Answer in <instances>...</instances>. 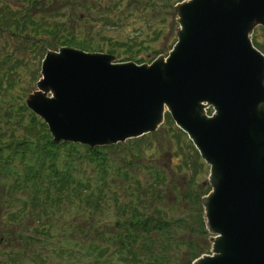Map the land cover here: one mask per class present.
Segmentation results:
<instances>
[{
    "label": "water",
    "instance_id": "obj_1",
    "mask_svg": "<svg viewBox=\"0 0 264 264\" xmlns=\"http://www.w3.org/2000/svg\"><path fill=\"white\" fill-rule=\"evenodd\" d=\"M174 13L177 42L149 64L48 51L26 105L55 144L88 147L152 132L168 110L210 165L213 254L192 264H264V56L249 35L264 26V0L181 1Z\"/></svg>",
    "mask_w": 264,
    "mask_h": 264
},
{
    "label": "rangeland",
    "instance_id": "obj_2",
    "mask_svg": "<svg viewBox=\"0 0 264 264\" xmlns=\"http://www.w3.org/2000/svg\"><path fill=\"white\" fill-rule=\"evenodd\" d=\"M82 1L89 2L96 20L104 15H114L110 7L116 0H103L102 7L99 5V0H77L74 4L72 0H47L44 11L48 23L45 27L47 30L54 29L55 32L51 35L47 32L40 35L45 39V45L39 43L38 38V41H34L36 37L32 39L31 31L16 36L10 35L9 31H0V113L3 100L19 95L24 89L28 93L36 88L35 83L40 77L41 56H44L45 48L52 51L61 47V44L68 46L64 38L65 34L71 31L68 28H72L73 25L81 27L82 35L91 34L93 42L100 43L106 48L118 49L119 52H122L120 47L124 49L125 55L117 58L118 60L130 59L149 63L159 55L165 57L177 39L174 33L175 17L169 26L168 34L157 33L156 27L160 22L158 15L163 13V7L157 5V9H153L152 0H137L139 4L135 11L136 21L132 26L118 19H109L104 24L98 21L85 25L84 18L88 16L80 6ZM0 3V6L5 7L13 15L18 13L15 9L26 7L28 4L27 0H0ZM38 15L36 14V17ZM0 23V26H5L4 17H1ZM140 25L148 29L150 35L145 37L138 35V32H141ZM255 32V40L264 48V28L258 26ZM119 34L130 35L121 40ZM123 41L125 43H122ZM7 80L11 87L7 84ZM107 153L108 165H110L107 174H100L99 170L90 165L82 170L80 167L75 170V175L79 177L84 173L98 183L101 182L99 181L101 177L106 181L104 190L98 195L100 203L97 208H92L93 204L90 203L99 199L84 198L87 194L94 197V192L86 190L89 184L78 189V199L76 194L70 197L68 203L70 207L65 218L68 221H77L83 229L80 238L74 235L75 239L82 241L83 249L72 246L75 249L70 257L60 258L53 253L51 264H56L58 260H62V264H83L88 259L89 243L98 242V236L96 237L95 234L103 230H117L115 221H121L124 217L117 215L111 204V197L116 191L122 194V199L129 198L137 191L145 192L144 198L149 205L148 210H160V219L170 223L169 228L163 231L162 236L166 238L161 240L164 244H168L169 249L180 242L178 251L188 249L197 255L201 252L210 253L211 243L208 234L203 236V227L201 230L204 219L200 204L201 196L208 193L209 165H206L198 155L186 134L182 133L169 118H165L163 125L152 134L133 138ZM112 179L116 181L111 184ZM122 183L123 187H121ZM135 186L137 191L134 190ZM194 194L196 201L192 198ZM152 197L155 199L151 200ZM198 200L197 208L195 205ZM134 202L139 207L138 201ZM35 224L36 221H28L22 229L27 234L31 233ZM10 228L11 234H14L17 228ZM11 239L13 237L8 240ZM190 240L194 243V248L189 247ZM71 244L69 242L67 246L71 247ZM7 248H13L12 244H8L6 240L0 243V250ZM81 251L85 254L83 258L78 256V252Z\"/></svg>",
    "mask_w": 264,
    "mask_h": 264
},
{
    "label": "trees",
    "instance_id": "obj_3",
    "mask_svg": "<svg viewBox=\"0 0 264 264\" xmlns=\"http://www.w3.org/2000/svg\"><path fill=\"white\" fill-rule=\"evenodd\" d=\"M72 1L74 4L77 0ZM178 1L181 0H152L153 9H157V5L163 7V13L158 15L160 22L156 27L157 33L168 34L169 26L174 19L173 5ZM28 2L32 39L39 38L44 32L50 35L55 32L54 29L47 30L45 27L48 23V17L44 11L47 0L46 2L44 0H28ZM101 2L103 0H99V5L102 7ZM138 4L137 0H116L110 7L114 15H104L97 20L92 15L91 5L88 1H82L80 6L84 8L86 16H88L84 18L85 25L98 21L104 24L109 19H118L132 26L136 21L135 11ZM105 7L107 6L105 5ZM36 14H39L38 17ZM9 18L11 25L7 27L11 28L12 24L18 26L15 15H9ZM80 29L81 27L76 25L68 28L71 31L65 34L64 40L69 45H75L83 50L107 51L114 54L116 58H122L125 55V50L121 47L122 52L112 47L106 48L100 43L93 42L91 34L83 33L82 35ZM139 29L141 32H138V35L144 37L150 35L149 30L143 26L140 25ZM127 35L130 34H119L120 39ZM39 40L40 43L42 38ZM7 84L9 87L12 86L8 80ZM30 84L28 85L30 86ZM25 93L26 89L19 95L11 96L2 102L3 108L0 113V188L3 189L6 180H10V185L13 188L17 187L20 190L28 191L25 197L18 200L19 205L22 206L18 213L21 211L25 213L27 210L31 213L32 207L27 206L29 202L33 207L42 208V213L36 214V218L41 222L40 225H44L48 224L47 218L49 217L51 249L45 247L49 239L44 235L46 233L44 231L39 239L36 236H29L34 238L36 249L26 248L24 251H18L17 254L2 251L0 264H26L27 258L37 264H44L50 259L49 252L51 251L62 256L71 255L72 249L54 242L59 234L62 236V240L70 241L73 229L72 225L70 228L60 225L61 227L58 229L57 223L62 217L61 213L68 205L71 195L76 194L78 199L80 185L84 187L89 184L86 190L95 193V191H101L103 185L106 184L103 177L99 179L101 181V185H99L97 181L84 173H81L80 177L75 175V170L79 167L82 170L91 165L99 170L100 174H107V169L110 167L107 151L114 148V146H110L88 149L68 143L53 145L46 125L25 107L23 102ZM167 118H169L168 115ZM62 147L66 149H62ZM14 160L26 165V167L22 166L25 168L23 174L15 169L16 164H12ZM4 194L5 199L1 202V207H4L6 212L0 218V228L7 231V226L15 224L14 219L19 218L20 215L13 213L12 204L16 203L17 199H13L6 189ZM89 195H84V198L100 199L98 195H94V197ZM116 199L115 197L113 200L114 204L122 211L128 210L131 220L118 225V231L105 238L109 242L108 247L93 242L88 250L89 261L87 264H191L197 254L192 251L184 253L178 251V244L169 249L168 244L161 241L163 237L159 233L169 227V222L155 220L148 211L139 212L133 200L119 204ZM135 199L139 200L140 195L136 194ZM20 222L21 219H19ZM52 229L56 230L55 235L51 234ZM77 236L80 238L79 231H77ZM18 238H20V234H18ZM26 239L28 238H24V240Z\"/></svg>",
    "mask_w": 264,
    "mask_h": 264
},
{
    "label": "bare ground",
    "instance_id": "obj_4",
    "mask_svg": "<svg viewBox=\"0 0 264 264\" xmlns=\"http://www.w3.org/2000/svg\"><path fill=\"white\" fill-rule=\"evenodd\" d=\"M64 86H65V87H64L65 89H68V88L70 87L68 82L66 83V85L64 84ZM85 109H86V108H85Z\"/></svg>",
    "mask_w": 264,
    "mask_h": 264
}]
</instances>
